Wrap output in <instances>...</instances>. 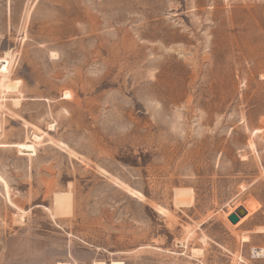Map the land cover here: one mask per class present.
I'll return each instance as SVG.
<instances>
[{"label":"rangeland","instance_id":"374dc122","mask_svg":"<svg viewBox=\"0 0 264 264\" xmlns=\"http://www.w3.org/2000/svg\"><path fill=\"white\" fill-rule=\"evenodd\" d=\"M112 261L264 264V0H0V264Z\"/></svg>","mask_w":264,"mask_h":264},{"label":"bare ground","instance_id":"6f19581e","mask_svg":"<svg viewBox=\"0 0 264 264\" xmlns=\"http://www.w3.org/2000/svg\"><path fill=\"white\" fill-rule=\"evenodd\" d=\"M66 94V93H65ZM34 138H36V139H40V135H37V134H34ZM245 214H246V211H245ZM244 214V215H245ZM243 215V216H244ZM240 217H242V216H240ZM240 219V218H239ZM239 221V220H238ZM237 221V222H238ZM236 223V222H235ZM234 223V224H235ZM56 264H67V263H64V262H58V263H56ZM99 264H105L104 262H100ZM110 264H123V262H121V261H112Z\"/></svg>","mask_w":264,"mask_h":264},{"label":"water","instance_id":"95a60500","mask_svg":"<svg viewBox=\"0 0 264 264\" xmlns=\"http://www.w3.org/2000/svg\"><path fill=\"white\" fill-rule=\"evenodd\" d=\"M238 214L240 215V216H243L244 214H245V210H244V208L243 207H240L239 209H238ZM237 218V216L235 215V220H234V222L233 223H235V222H237L238 221V218Z\"/></svg>","mask_w":264,"mask_h":264}]
</instances>
